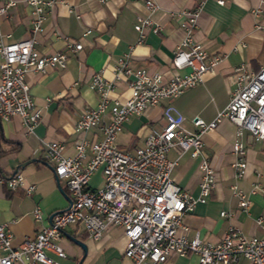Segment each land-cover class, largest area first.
Returning a JSON list of instances; mask_svg holds the SVG:
<instances>
[{"label":"crops","instance_id":"1","mask_svg":"<svg viewBox=\"0 0 264 264\" xmlns=\"http://www.w3.org/2000/svg\"><path fill=\"white\" fill-rule=\"evenodd\" d=\"M54 1L46 9L43 30L35 34V45L44 52L65 50L69 59L64 67H48L45 71L26 74L31 95L41 108V117L31 130L26 129L17 115L0 117V172L11 174L16 165L27 161L18 170L25 183L36 184L30 194L23 186L10 188L0 184V222H7L13 245L33 236L47 224L53 210L69 204L65 180L62 177L56 179L53 162L44 154L45 141L60 140L64 143L63 152L72 154L74 142L79 137H102L99 125L80 133L74 128L80 113L97 102V93L89 85L91 73L101 70L106 77H113L115 57L128 50L133 66L168 73L173 50L185 33L170 11L194 8L200 0H156L159 6L152 18L159 23L160 29L157 32L146 30L141 41H137L139 32L134 28V22L137 13H146L142 0ZM30 10L25 0H15L0 21L2 40L31 34ZM87 26L91 31L82 36L81 32ZM54 29L61 34L54 33ZM193 31L194 38L208 52L216 53L219 59L195 85L131 115L117 133L119 146L133 149L142 145L150 128L161 127L164 121L162 107L167 103L179 109L188 127H192L190 119L194 115L206 121L212 119L217 110L226 105L235 87V67L245 63L249 69L257 70L264 64V0H224L223 3L203 0ZM63 35L80 38L82 48L69 50ZM127 92L125 81L119 79L111 95L119 94L123 98ZM234 129V123L222 117L214 129L202 134L201 155L215 170L216 181L206 201L197 202L192 209L184 211L182 220L188 226L187 236L198 233L206 240L216 241L231 225L247 234L262 232L257 217L264 219V190L253 187L256 184L264 189V140L253 139L247 130L243 132L240 138L246 145V171L244 175L236 176L233 164L236 155L232 150V141L236 137ZM201 155L194 156L189 151L180 153L176 146L167 151V156L176 160L170 171L172 179L193 194L199 191ZM233 183L250 199L247 208L240 206L232 194ZM89 184L95 186L91 181ZM35 205L41 207V219H35L32 214ZM223 209L231 214L221 215ZM69 235L86 243V253L80 264L131 262L123 252L126 237L120 225H109L96 239L88 235L80 221L67 223L57 239L66 251L61 260L65 264H78L83 248ZM246 263L247 260L240 257L237 263L218 264ZM160 264H197V254L171 255Z\"/></svg>","mask_w":264,"mask_h":264},{"label":"built area","instance_id":"2","mask_svg":"<svg viewBox=\"0 0 264 264\" xmlns=\"http://www.w3.org/2000/svg\"><path fill=\"white\" fill-rule=\"evenodd\" d=\"M146 13H137L134 28L141 41L146 30L157 32L160 25L152 18L158 8L156 0H142ZM223 3L224 0H216ZM30 6V31L27 37L2 40L0 26V117H20L27 130H31L41 117V108L35 103L26 79L29 71H45L48 67H64L69 59L65 50L44 52L36 45L35 34L44 28L46 9L54 0H25ZM15 0H0V21L7 15ZM203 0L194 8L171 10L184 29L181 42L174 48L168 73L133 66L130 50L116 56L113 77L101 70L91 73L89 85L97 93V102L85 108L75 121L76 131L84 132L99 125L100 139L81 136L74 142V152L65 154L64 143L50 139L44 143V154L53 164L54 174L64 178L70 194L66 207L50 213L49 222L41 226L31 237H25L18 245L12 244V232L7 222H0V264H65L63 246L57 241L63 227L69 222L80 221L88 235L99 238L109 225H120L126 237L124 255L130 264H160L171 255L197 254V264L237 263L240 257L246 264H264V219L257 217L261 234H247L239 227L229 226L216 241L206 240L194 233L186 235L188 226L183 222L184 211L197 202L206 201L216 181V173L202 154V134L215 128L222 117L235 125L232 150L236 157V176L246 171V145L241 140L245 130L253 139L264 140V64L251 70L245 63L235 67V87L224 107L206 121L198 115L191 117L192 127L185 124V116L172 103L164 104V121L160 128H150L142 145L133 149L123 148L116 141L124 122L146 107L169 99L189 86L201 81L203 74L212 69L219 56L210 53L194 38L193 28L202 9ZM91 27H85V36ZM54 33L61 34L58 29ZM69 50L82 48L80 38L63 35ZM124 80L127 94L111 95L117 80ZM176 146L179 152L189 151L201 155L199 191L193 194L176 183L170 171L176 160L167 151ZM102 173L100 185L91 186L90 177L95 171ZM10 188L23 186L27 194L36 187L25 183L17 170L11 174L0 172V184ZM261 186L254 185L253 189ZM231 192L238 204L247 208L250 199L236 184ZM35 219H41L39 205L32 209ZM221 215H230L226 210ZM180 229L182 231H180ZM54 255H52L51 253Z\"/></svg>","mask_w":264,"mask_h":264},{"label":"water","instance_id":"3","mask_svg":"<svg viewBox=\"0 0 264 264\" xmlns=\"http://www.w3.org/2000/svg\"><path fill=\"white\" fill-rule=\"evenodd\" d=\"M27 160H29V159H27ZM25 162H27V161H23L22 163H19L18 165H16L14 171H17L18 168H19L20 166H22ZM56 179L58 180V177H57V176H56ZM69 201H70V199H69ZM69 237H70L74 242H76L77 244H79V245L83 248V254H82V257L80 258L79 263H78V264H80V262H81L83 256H84L85 253H86V248H87L86 243H85L83 240H81V239H79V238H76V237H74V236L69 235Z\"/></svg>","mask_w":264,"mask_h":264},{"label":"rangeland","instance_id":"4","mask_svg":"<svg viewBox=\"0 0 264 264\" xmlns=\"http://www.w3.org/2000/svg\"><path fill=\"white\" fill-rule=\"evenodd\" d=\"M101 179H102V173L100 170L95 171V173L90 177V181L95 186L100 184Z\"/></svg>","mask_w":264,"mask_h":264}]
</instances>
